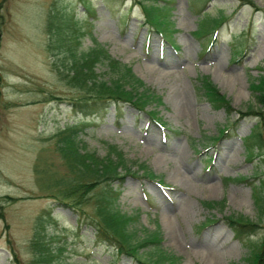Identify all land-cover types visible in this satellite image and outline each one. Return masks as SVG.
Wrapping results in <instances>:
<instances>
[{"label":"rangeland","instance_id":"1","mask_svg":"<svg viewBox=\"0 0 264 264\" xmlns=\"http://www.w3.org/2000/svg\"><path fill=\"white\" fill-rule=\"evenodd\" d=\"M202 1L167 2L172 48L141 24L132 0H89L93 14L79 0H0V264H34L30 241L36 229L53 236L52 247L61 246L58 264H136L93 242V228L78 224L77 214L59 203L68 202L61 199L66 187L61 180L73 181L75 175L55 149V133L72 124L85 150L101 157L113 145L135 173L120 182L95 183L81 209L89 214L94 198L111 187L117 191L115 207L137 214L130 222L134 236L157 230L161 249L179 264H248L251 245L264 243V211L255 198L264 194V126L259 116L249 115L216 141L210 138L237 110L261 106L264 114L250 85L264 76V0ZM58 10L75 13L82 30L77 50L101 45L159 96L145 110H154L164 126L127 104L118 117L100 102L91 114H81L74 105L80 93L61 69L62 74L55 71V56L47 49V18ZM204 11L225 16L211 43V33H193ZM202 75L229 102V115L196 93L193 85ZM257 127L263 144L246 151L242 140ZM137 163L148 168L150 178L134 172ZM202 201L221 204L209 209ZM228 215L258 227L238 239ZM140 252L146 257L154 249Z\"/></svg>","mask_w":264,"mask_h":264},{"label":"trees","instance_id":"2","mask_svg":"<svg viewBox=\"0 0 264 264\" xmlns=\"http://www.w3.org/2000/svg\"><path fill=\"white\" fill-rule=\"evenodd\" d=\"M132 1L138 4L142 23L159 33L162 38L170 41L168 34L172 29L169 28L167 0H160V4L155 3L158 0ZM195 1L188 0V4L192 5ZM204 1L206 0L202 2ZM80 2L86 11L92 13V10L88 7L89 0H80ZM74 16L73 10H58L48 15L46 22L48 32L47 49L53 51L52 53L55 56L52 66L60 74H62L59 70L61 69L63 71L62 77L66 83L80 93L79 98L75 99L74 105L80 109L79 111L82 114H90L94 104L98 101L113 104L116 111L119 110L121 105L128 104L138 112L146 114L154 123L163 126L164 124L156 116L154 110L144 109L149 103L158 102L159 96L144 86L133 75L128 66L112 58L98 44H94L85 51L77 50L82 30ZM222 18V15H205L200 20L195 34L215 30ZM98 66H104L103 73L95 71ZM196 83L195 90L211 106L223 108L228 114L231 112L228 101L218 92L207 76L198 77ZM251 86L257 92V98L263 105L264 76L257 78ZM248 114L259 115V122L264 126V114L261 106L258 110L248 107L245 111H238L239 118ZM256 126H258V123ZM225 129H220L218 135L223 134ZM257 129L258 127L250 133L249 142H254L261 147L263 138ZM78 131L79 127L72 124L55 133V149L75 175L73 181L64 182L61 180L60 186H62V183L66 186L62 190L63 196L61 199L68 202L60 201L59 203L70 207L77 214L78 224L85 223L92 226L94 230L93 242L110 246L116 254L127 255L138 264H179L178 257L166 252L159 246L160 234L157 230L146 233L141 237L136 238L134 236V231L130 228V222L133 221L135 216L121 212L115 207L114 200L117 196L115 189L107 187L101 190L94 198L93 210L89 214L79 207L80 204L87 202V191L92 189L95 183L99 181H105L106 183L109 181L120 182L125 174L134 175L135 173H130L126 159L123 158L120 150L113 145H108L105 154L101 157L95 155L94 152L85 150L82 144H78L79 140H76ZM136 166L137 169L134 172L140 171L142 174L144 173V176L150 178L151 174H146L148 172L146 166L142 163H137ZM86 179L89 180L87 184ZM262 188L264 189V182ZM257 200L259 201L258 206L263 212L264 194L258 195ZM202 204L210 208L212 205L221 204V202L202 201ZM227 222L236 235L251 233L257 228L256 223L241 216L229 215ZM52 237L46 232L40 234L37 229L34 231V237L30 241L34 264H58L55 258L61 252V246L52 247L50 245ZM148 245H151L154 252L145 257L139 252V249ZM263 251L264 243L256 244L246 257L247 263L262 264ZM13 261L17 263L15 257H13Z\"/></svg>","mask_w":264,"mask_h":264},{"label":"bare ground","instance_id":"3","mask_svg":"<svg viewBox=\"0 0 264 264\" xmlns=\"http://www.w3.org/2000/svg\"><path fill=\"white\" fill-rule=\"evenodd\" d=\"M173 96L177 99V97L179 96V99L181 100L182 98H181V95H180V93H174L173 94ZM183 100V99H182ZM208 256H212L211 254L210 255H208ZM210 258V257H209ZM215 258V257H214Z\"/></svg>","mask_w":264,"mask_h":264}]
</instances>
